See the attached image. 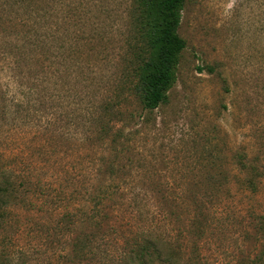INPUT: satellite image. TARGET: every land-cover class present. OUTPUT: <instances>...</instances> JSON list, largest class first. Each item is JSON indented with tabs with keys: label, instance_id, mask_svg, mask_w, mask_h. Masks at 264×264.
I'll list each match as a JSON object with an SVG mask.
<instances>
[{
	"label": "rangeland",
	"instance_id": "374dc122",
	"mask_svg": "<svg viewBox=\"0 0 264 264\" xmlns=\"http://www.w3.org/2000/svg\"><path fill=\"white\" fill-rule=\"evenodd\" d=\"M136 5L0 0V264H264V0H185L154 110Z\"/></svg>",
	"mask_w": 264,
	"mask_h": 264
},
{
	"label": "trees",
	"instance_id": "16d2710c",
	"mask_svg": "<svg viewBox=\"0 0 264 264\" xmlns=\"http://www.w3.org/2000/svg\"><path fill=\"white\" fill-rule=\"evenodd\" d=\"M134 1L137 3L133 8H136L139 28L133 32L129 43L132 50L130 61L137 66L131 89H136L145 109L154 110L165 99L173 67L186 45L175 32L181 23L182 5L185 0ZM155 12L160 17L159 20L154 19ZM150 65L152 68L148 69L147 66ZM18 178L14 176L12 170L0 174V221L5 219L11 204L19 205L25 201V198L19 195ZM74 185L79 186V181L76 180ZM47 188L48 186L35 185L32 193L44 192ZM74 191L69 194L74 196ZM105 197L103 193L91 196L86 191L83 194L84 199L87 198L96 205ZM90 213L95 212L75 208L68 210L67 215L78 218Z\"/></svg>",
	"mask_w": 264,
	"mask_h": 264
}]
</instances>
